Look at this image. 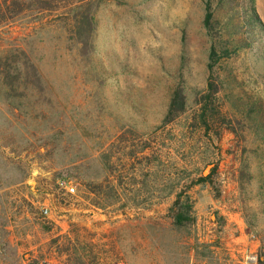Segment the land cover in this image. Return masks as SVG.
<instances>
[{
  "label": "rangeland",
  "instance_id": "obj_1",
  "mask_svg": "<svg viewBox=\"0 0 264 264\" xmlns=\"http://www.w3.org/2000/svg\"><path fill=\"white\" fill-rule=\"evenodd\" d=\"M78 1L0 27V48H21L45 86L29 111L0 99V264H264V47L253 69L237 62L205 130L204 0H102L88 58ZM176 85L186 111L162 126Z\"/></svg>",
  "mask_w": 264,
  "mask_h": 264
},
{
  "label": "trees",
  "instance_id": "obj_2",
  "mask_svg": "<svg viewBox=\"0 0 264 264\" xmlns=\"http://www.w3.org/2000/svg\"><path fill=\"white\" fill-rule=\"evenodd\" d=\"M68 0H0V27L15 20L39 16L43 12L60 9ZM102 0H79L73 10L72 31L79 52L88 58L92 50V34L95 29V12ZM256 0H204V13L201 27L208 42L206 59V83L203 91L196 93L195 103L198 107L194 117L205 130L209 129L214 116L219 115L215 104L217 95L226 87L237 85L236 64L238 61L253 69L247 55L254 50L262 51L264 47V25L255 8ZM262 53H259V56ZM254 73V72H253ZM39 96L44 94L45 86L37 67L21 48H0V99L13 111L28 110ZM30 95L32 99L29 98ZM43 99L49 102L46 96ZM240 103L241 98L231 99ZM252 107V106H251ZM254 108V107H253ZM34 112V108H31ZM186 111V98L183 88L175 86L168 100L162 126L173 123ZM251 111V110H250ZM35 116H38L35 114ZM209 177H199L191 185L205 183ZM100 191V190H99ZM179 198L174 206L179 205ZM191 205L184 204L171 207V217L175 224L189 221L187 216ZM256 264H263L258 259Z\"/></svg>",
  "mask_w": 264,
  "mask_h": 264
},
{
  "label": "crops",
  "instance_id": "obj_3",
  "mask_svg": "<svg viewBox=\"0 0 264 264\" xmlns=\"http://www.w3.org/2000/svg\"><path fill=\"white\" fill-rule=\"evenodd\" d=\"M238 241L239 242H243L242 244H239L236 248H235V250L239 253H244L245 251H246V248H247V243H246V241L244 240V238L241 236V237H239V238H236V243H238ZM3 253V252H2ZM0 255H2V254H0Z\"/></svg>",
  "mask_w": 264,
  "mask_h": 264
},
{
  "label": "built area",
  "instance_id": "obj_4",
  "mask_svg": "<svg viewBox=\"0 0 264 264\" xmlns=\"http://www.w3.org/2000/svg\"><path fill=\"white\" fill-rule=\"evenodd\" d=\"M67 192L70 194V195H72L73 193H74V188L72 187V186H69L68 188H67ZM48 213H49V210L47 209V208H43L42 209V214L43 215H48ZM252 259H254V258H252V257H250L249 259H247V262L248 263H250L251 261H252Z\"/></svg>",
  "mask_w": 264,
  "mask_h": 264
},
{
  "label": "bare ground",
  "instance_id": "obj_5",
  "mask_svg": "<svg viewBox=\"0 0 264 264\" xmlns=\"http://www.w3.org/2000/svg\"><path fill=\"white\" fill-rule=\"evenodd\" d=\"M261 1H262L263 3H261ZM257 3L261 4V6L263 7V10H264V0H259Z\"/></svg>",
  "mask_w": 264,
  "mask_h": 264
},
{
  "label": "water",
  "instance_id": "obj_6",
  "mask_svg": "<svg viewBox=\"0 0 264 264\" xmlns=\"http://www.w3.org/2000/svg\"><path fill=\"white\" fill-rule=\"evenodd\" d=\"M206 170H208V172H209V170H210V167H208ZM206 170H205V171H206Z\"/></svg>",
  "mask_w": 264,
  "mask_h": 264
}]
</instances>
